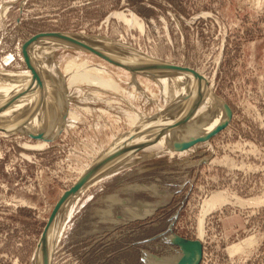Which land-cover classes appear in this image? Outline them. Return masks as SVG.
<instances>
[{
    "label": "rangeland",
    "instance_id": "1",
    "mask_svg": "<svg viewBox=\"0 0 264 264\" xmlns=\"http://www.w3.org/2000/svg\"><path fill=\"white\" fill-rule=\"evenodd\" d=\"M46 32L113 40L195 68L233 115L208 146L166 153L165 141L156 139L144 152L155 150L157 156L83 191L69 207L73 212L51 264H152L149 256L180 249L171 235L200 241V264H264V203H236L264 196V0H0V79L29 71L22 44ZM56 51L53 60V51L40 48L34 56L47 72L48 64L65 77L64 86L73 74H91V67L104 70L122 90L101 100L66 96L60 112L73 113V123L44 148L36 147L42 139L26 132L0 129V264H35L40 235L80 170L129 131L135 112L150 116L164 105L161 88L141 71L133 77L93 54L69 47ZM132 78L144 81L145 92L134 88ZM43 126L41 133L56 127L52 121ZM216 192H227L231 203L206 215L201 236L205 202ZM114 195L116 203L109 201ZM128 209L152 213L129 218Z\"/></svg>",
    "mask_w": 264,
    "mask_h": 264
},
{
    "label": "bare ground",
    "instance_id": "2",
    "mask_svg": "<svg viewBox=\"0 0 264 264\" xmlns=\"http://www.w3.org/2000/svg\"><path fill=\"white\" fill-rule=\"evenodd\" d=\"M119 16L121 17L120 14ZM125 18V20L131 21L130 19H127V17ZM133 20L136 19L134 18ZM71 36L78 37L86 41L89 45L91 44L93 47L108 55L109 57L117 61H122L123 63L130 66H148L149 64H153L157 67H161L165 64L172 65L168 61L156 59L157 57L154 58L151 55L135 51L134 49L133 51L132 48L123 43L116 44L113 42V40H101L95 37L86 36L85 34H75ZM108 45H112L115 48L110 49ZM61 47H69L73 48L74 50L78 49L82 53L93 54L82 47L77 45L75 46L62 39L59 40L46 37L34 42L29 48L31 64H33V66L36 68L39 78H41V82H39L36 78H33L29 69V71L25 72L6 74L4 75L3 79H0L3 80L0 81V128L5 130L11 128L19 132H26L27 135L42 136L43 143L36 146L40 148H44L48 143L56 139L64 127H68L69 124L73 123V113L70 114V112L68 113L66 111V113H64L62 116L60 112L61 102H63L66 96V99L68 100H80L81 97L90 100H101L102 94L112 92L114 95H119L122 90V87L120 88V86H118L115 80H113L112 76H105L106 72L104 70H94L91 67L87 69V71L92 72L91 74L85 72L73 74V76L68 80L67 86H64L66 82L64 83L62 78L65 79V77H61L58 72L54 70L56 72L55 73L53 68L48 64L46 66L51 70L47 72L45 65L34 56L35 50L40 48L43 50L53 51L50 53V58H52L53 55H55V52H57L56 50ZM102 61L104 60L102 59ZM52 66H55V64L52 63ZM52 71L55 73L57 78L50 75ZM141 72L146 74V76L152 79L155 84L161 88L160 94L164 100V105H159L157 111L150 116L144 115V112H135L136 114L131 117V128L129 131L115 136L108 143L107 147H101L100 150L96 152V155H94L92 161L80 170V175L78 177L79 179L80 176L89 170L96 162L109 157L110 154L119 150H123V148H131L143 145V148L127 152L110 162L106 168L95 175L91 181L83 186L76 195L69 198L68 201L62 206V209L54 219L53 225L50 228L47 236L50 264L52 263L54 249L61 239L60 235L64 231V227L67 224V218L71 216L73 212L72 210L69 211V207H72L73 204L77 203L83 191L88 189L91 185H94L99 181H103L104 179L109 178V176L121 172L125 168L137 162L157 156V152L155 150L144 152L149 148L148 146H150L152 142L156 141V139L158 141H165L167 147H164L162 150L163 152L181 153L182 151L178 152L175 150V147L173 146L175 142L181 143L182 141H189L190 138L205 136L209 134L210 131H212V129L225 118L224 99L219 97L214 92L212 85L204 78H201L194 73H186L183 71L175 72L171 70L149 69ZM129 73H131L133 77H136V71ZM132 80V85H134L135 89L144 91V89H142L144 88L142 87L144 81L138 80L137 78H132ZM147 82L148 81H146V83ZM80 85H84V87H87V89L95 91L96 93L91 92L92 94H88ZM75 87H80V89H76L77 92L69 90L72 88L74 89ZM77 95L80 97L73 98ZM150 99L149 102H151ZM85 101L87 102L88 100ZM197 101H199V103ZM108 103L109 102H107V104ZM111 103L112 102L109 104ZM45 121L54 122L56 127L52 128V126L50 130H45L41 133L38 130L45 129L43 126L45 125ZM137 129H140V131L134 135L133 132ZM209 142L210 141L198 142L195 144V146L187 150H196L198 148L208 146ZM152 146H154V143ZM110 200L116 203L119 201V198L117 195H114L110 196L109 201ZM205 203L206 204L200 217L198 228V232L201 236L204 234L203 231L206 215L212 212V210L215 208L231 203V200L227 192H216L212 194V196L207 199ZM236 203L240 205V207L241 205H258L264 203V196L263 198L259 197L248 200L237 198ZM150 213H152V209L141 210L140 213H137L133 209L126 211L127 217L129 218L136 216L140 217ZM239 248L240 246L238 244L233 245L232 249L238 250ZM38 253L39 256L35 264H42V253L40 246ZM181 256L182 252L175 250L170 253V255H166L163 259L154 261V264H174L175 261L179 260Z\"/></svg>",
    "mask_w": 264,
    "mask_h": 264
},
{
    "label": "water",
    "instance_id": "3",
    "mask_svg": "<svg viewBox=\"0 0 264 264\" xmlns=\"http://www.w3.org/2000/svg\"><path fill=\"white\" fill-rule=\"evenodd\" d=\"M70 34V33H69ZM68 33L64 32H46V33H39L37 35L32 36L28 41H25L22 44V54L24 57V63L26 64L27 68L31 71L33 78H36L39 82H41V78H39V75L37 73L36 68L31 64L30 57H29V48L32 46V44L40 39L44 38H55L59 40H64L70 44L77 45L79 47H82L86 49L89 52H92L93 54L97 55L104 61H108L114 66L121 67L125 70H128L130 72H135V71H144V70H154V69H160V70H171L175 72L183 71L186 73H194L198 74L197 70L195 68H190V67H181V66H174V65H169L165 64L164 66H155L153 64H149L148 66H142V65H135V66H130L128 64L123 63L122 61H117L108 55L104 54L103 52L99 51L95 47H93L91 44L89 45L86 41L69 35ZM199 103V101H197ZM195 108V107H194ZM193 108V110H194ZM192 110V111H193ZM224 111H225V118L222 122H220L216 127L210 131L209 134L205 136H200L198 138H190L189 141H182L181 143L175 142L174 147L175 150L178 152H181L183 150H187L193 146H195L196 143L198 142H208L218 134L224 131V129L229 125L231 122L233 115H232V109L230 105L225 102L224 103ZM1 129V128H0ZM5 130V129H1ZM31 138L35 139H43L42 136H32L28 135ZM143 148V145L137 146V147H131V148H123V150H119L117 152H114L109 155V157L104 158L98 162H96L89 170H87L82 176H80V179L69 189H67L61 198L58 200V202L55 204L54 209L52 211V214L50 215L47 225L45 226L43 232L40 235V240H39V246L41 247V253H42V264H50L49 262V252H48V232L50 228L53 225V221L62 209V206L68 201L69 198L72 196L76 195L83 186H85L89 181L95 177L100 171H102L104 168H106L110 162L113 160L119 158L123 154L130 152V151H135L138 149ZM169 241H171L172 244L176 245L180 249L176 251H181L182 256L180 257L179 260L175 261L174 264H200L202 254H203V247L200 241L197 240H190L187 238H181L178 235H171L169 238ZM165 257V256H164ZM164 257H154V256H149L151 259V263L154 264V261L163 259Z\"/></svg>",
    "mask_w": 264,
    "mask_h": 264
}]
</instances>
